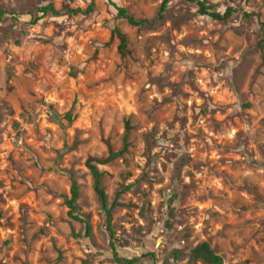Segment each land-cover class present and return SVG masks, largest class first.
<instances>
[{"label":"rangeland","instance_id":"rangeland-1","mask_svg":"<svg viewBox=\"0 0 264 264\" xmlns=\"http://www.w3.org/2000/svg\"><path fill=\"white\" fill-rule=\"evenodd\" d=\"M161 1L94 0L83 16L65 11L89 0H0L2 263L206 264L189 261L206 242L222 264H264V0H203L237 11L225 24L185 0L152 27L114 8L154 21ZM106 140L128 144L98 166L109 229L84 161ZM71 177L87 237L58 198Z\"/></svg>","mask_w":264,"mask_h":264},{"label":"trees","instance_id":"trees-1","mask_svg":"<svg viewBox=\"0 0 264 264\" xmlns=\"http://www.w3.org/2000/svg\"><path fill=\"white\" fill-rule=\"evenodd\" d=\"M89 5L85 7V9L82 8H75V9H68L65 11L66 15H77L81 14L83 16L90 15L93 11V5L94 0H89ZM189 3L195 4L197 7V13L201 16L209 17L212 20L218 21L220 23H227V21L233 16V14L237 13L236 10L233 8H227L224 12L220 13L214 10H211L212 8L210 6H207L205 1H199V0H185ZM170 0H162L158 9L157 17L154 21H148L146 19H136L131 14L128 13L126 9L114 7L117 11V17L120 19L125 20L130 26L142 28V27H152L155 21H161L164 19L166 8L169 4ZM39 12L42 14V16L45 15H52V16H60L62 15L55 7H53L52 4H48L46 6H42L39 8ZM5 10L0 9V17L7 14ZM248 16L247 14H244ZM116 37L118 39V46L117 51L119 52L120 59L122 63H125V58L127 54V39L126 36L120 32L117 29H114L112 31L110 39ZM262 43H264V38L262 39ZM51 109V108H50ZM64 119L66 122L72 121L71 118V112H67L64 114ZM16 126V125H15ZM126 134L129 130L128 124H126ZM106 154L102 156H88L85 161V166L87 170L89 171L92 181H93V190L99 199L102 209L106 216V223L109 229L110 225V218H111V210L112 208L117 205V202H113L112 204L108 205L107 199L104 193V190L101 185V179H102V173L99 171L98 166L106 165L108 163H111L118 157H120L127 148V142L126 140L123 143V147L120 150H114L111 143L106 140ZM131 188V185L125 186L122 188V191H127ZM119 195V193L117 194ZM79 198V187L75 179L71 177V185H70V195L66 196L64 194H60L58 198H61L63 200V203L67 207L68 216L79 223H81L84 226V236L87 237L90 234V225L87 221V218H83L79 214V208L77 205V200ZM115 255V252H114ZM150 257H153V254H147ZM118 262H124L126 264H137V259H125V258H117ZM195 260H201L206 264H222V258L218 255H216L213 250L210 248V246L204 242L201 244L196 245L194 248L190 250L189 253V261L193 262ZM0 264H4L0 261Z\"/></svg>","mask_w":264,"mask_h":264}]
</instances>
